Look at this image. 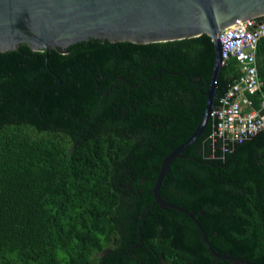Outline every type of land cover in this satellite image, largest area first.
<instances>
[{
  "label": "trees",
  "instance_id": "1",
  "mask_svg": "<svg viewBox=\"0 0 264 264\" xmlns=\"http://www.w3.org/2000/svg\"><path fill=\"white\" fill-rule=\"evenodd\" d=\"M214 56L206 33L0 51V264H250L213 256L151 193L201 117ZM255 57L264 88V35ZM238 74L233 57L219 64L213 107ZM212 123L158 193L214 251L264 264V128L221 151Z\"/></svg>",
  "mask_w": 264,
  "mask_h": 264
},
{
  "label": "water",
  "instance_id": "2",
  "mask_svg": "<svg viewBox=\"0 0 264 264\" xmlns=\"http://www.w3.org/2000/svg\"><path fill=\"white\" fill-rule=\"evenodd\" d=\"M262 12L264 0H0V51L19 43L47 51L66 49L91 38L150 42L209 35L215 56L204 91V109L192 132L162 157L151 193L155 203L174 208L194 222L213 256L254 264L214 251L194 214L162 198L158 186L168 162L195 140L210 116L220 61L219 29Z\"/></svg>",
  "mask_w": 264,
  "mask_h": 264
},
{
  "label": "built area",
  "instance_id": "3",
  "mask_svg": "<svg viewBox=\"0 0 264 264\" xmlns=\"http://www.w3.org/2000/svg\"><path fill=\"white\" fill-rule=\"evenodd\" d=\"M264 35V12L246 17L219 29L220 61L229 56L238 64V76L227 84L218 97V105L212 107L213 119L209 138L211 144L219 140L221 151L239 143L264 128V88L258 77L255 50L258 39ZM258 91L259 107L250 105L247 94Z\"/></svg>",
  "mask_w": 264,
  "mask_h": 264
},
{
  "label": "flooded vegetation",
  "instance_id": "4",
  "mask_svg": "<svg viewBox=\"0 0 264 264\" xmlns=\"http://www.w3.org/2000/svg\"><path fill=\"white\" fill-rule=\"evenodd\" d=\"M58 49V48H57ZM59 50V49H58ZM61 50H65V49H61ZM116 107V106H115ZM145 151V150H144ZM148 159V156L145 157V160L147 161Z\"/></svg>",
  "mask_w": 264,
  "mask_h": 264
}]
</instances>
